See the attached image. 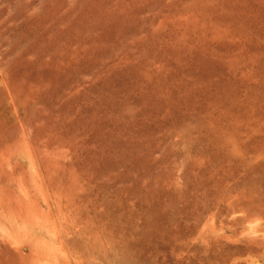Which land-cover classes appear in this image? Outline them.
<instances>
[{"label":"rangeland","instance_id":"374dc122","mask_svg":"<svg viewBox=\"0 0 264 264\" xmlns=\"http://www.w3.org/2000/svg\"><path fill=\"white\" fill-rule=\"evenodd\" d=\"M0 264H264V0H0Z\"/></svg>","mask_w":264,"mask_h":264}]
</instances>
